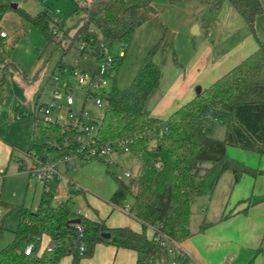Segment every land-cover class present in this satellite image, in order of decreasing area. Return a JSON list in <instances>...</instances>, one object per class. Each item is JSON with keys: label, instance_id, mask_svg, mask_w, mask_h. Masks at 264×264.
Wrapping results in <instances>:
<instances>
[{"label": "trees", "instance_id": "1", "mask_svg": "<svg viewBox=\"0 0 264 264\" xmlns=\"http://www.w3.org/2000/svg\"><path fill=\"white\" fill-rule=\"evenodd\" d=\"M174 4L187 0H167ZM206 2L212 13H218L226 0H198ZM243 17L250 30L255 33L256 17L263 13L261 0H227ZM85 16L76 39L92 42L86 51L93 49L97 61L104 56V47L99 39L116 41L131 38L143 23L152 20L158 10L153 0H89L84 3ZM77 8L76 10H78ZM17 12L31 25L37 27L49 42L55 40L56 29L62 28L59 21L53 22L48 11L33 15L10 0H0V39L3 48L11 46L14 40L4 42L8 37L2 26L4 15ZM5 33V37L1 35ZM163 47L162 41L155 44L146 54L131 84L124 89L116 82L102 93L104 111L100 120H94L95 145L104 146L121 140L130 152L141 159L138 180L126 184L116 178L117 187L110 201L122 205L131 195V213L141 223L140 231L129 226L108 227L102 220H92L76 211L73 195L81 189H70L69 196L53 204L54 188L44 191L38 207L32 210L24 205L14 209L19 221L14 239L0 250V264H62V258L74 248L78 234L77 226L83 228L85 256H91L97 242L105 241L118 248L134 250L136 264H181L184 258L172 255L166 246L153 236L165 235L172 242L180 243L190 237L192 205L199 194L195 177L202 161H211L222 170H231L235 181L244 174L257 175L264 171L254 169L227 154L228 146L264 155V42L224 75L203 87L193 99L181 105L167 119L150 116L145 111L150 94L159 87L162 70L155 61L156 54ZM174 60L176 55L174 53ZM2 88V82L0 89ZM90 93L85 98L91 97ZM18 118L31 116L33 128L27 155L41 161L52 160L64 154L75 155L80 146L77 137L79 125L46 120L35 113L28 114L18 108ZM225 123L223 139L211 136L206 118ZM68 144H64V138ZM104 158L91 157L86 159ZM109 170L110 164L106 162ZM135 186V191L132 186ZM79 222H74V219ZM153 235L149 236L148 231ZM109 232L104 239L102 233ZM35 242L32 255L24 253L29 242ZM54 242L51 250L47 245ZM72 264H80V257L74 248Z\"/></svg>", "mask_w": 264, "mask_h": 264}, {"label": "rangeland", "instance_id": "2", "mask_svg": "<svg viewBox=\"0 0 264 264\" xmlns=\"http://www.w3.org/2000/svg\"><path fill=\"white\" fill-rule=\"evenodd\" d=\"M10 1L33 15L43 10L48 11L52 21H59L63 26L61 28L58 23V26L55 27V40L49 42L37 27L26 22L17 12L10 11L2 19V26L8 34V37L4 36L5 38L2 40L4 42L14 40V44L6 45L4 49L0 39V84L2 82L0 89V141L3 143L0 146V250L14 239V231L19 221V214L14 207L24 205L35 210L44 191L43 183L30 173L33 161L27 155L33 128L32 117L18 118L17 112L12 110L13 104L15 108L21 105L29 113H35L42 117L43 111L39 105L48 102L52 97L53 75L57 74L73 83L72 94L75 102L70 107L61 102V107L51 110L50 116H61L63 121H68L70 114L75 118L83 116L82 121L94 126L89 133H80L81 139L87 141L96 132L94 120H100L104 111V104L98 106L95 103L96 95L101 94L102 90L91 89L95 94L85 98L86 87H79L72 74L74 69L92 72L97 64V58L90 49L84 53L80 51L79 45L82 38L76 39L82 24L81 18L85 16L83 6L89 0ZM153 3L158 10L157 14L152 20L138 27L131 38L110 41L99 35L104 47V56H112L117 59V62L108 68L107 88H110L114 81L118 88H127L136 76L147 52L160 41L163 43V47L159 51L163 71L165 76H170L173 66L183 68L188 65L194 47L206 39L205 32L202 35L193 34L194 27L198 24L190 26V23L193 18H196V14L201 12L198 15V22L202 27L203 24L209 28L213 27L212 17L208 16L210 13L205 2L187 0L171 4L167 0H153ZM204 7L207 11H202ZM77 8L79 9L76 10ZM216 30L217 27L214 26V36ZM123 46L125 55L120 59L118 56ZM198 86L202 87V85H196V88ZM83 111L87 112L86 116L83 115ZM206 124L210 128L211 136L217 139L224 138L226 126L223 121L208 117ZM82 129L81 125L80 130ZM5 152H8L7 156ZM123 154L120 166L114 162L111 163L110 157L104 158L111 165L109 170L106 162L102 160L94 158L84 161L79 155H73L70 163L76 169L71 171L69 176L75 178L74 176L77 174L82 175L81 180L87 183L82 182L81 186L87 188L93 196L104 199L99 195L98 187L106 185L108 180L115 182L116 178H119L128 183L138 180L141 159L132 152ZM227 154L254 169L264 168V155L234 146H228ZM57 168L65 171V163H58ZM126 172L132 174L130 178L125 176ZM256 177L264 179V176H258V174H244L236 182L235 175L231 170H222L221 166L211 161H202L195 177V181L199 184L197 196V199L201 201L199 209L206 206L205 201L207 202L212 195L214 199L216 197L225 198V200L228 198L233 202V200L251 193ZM99 178L103 181H100ZM50 183L54 188L53 204H57L59 198L62 200L67 198L69 184L65 179L58 184L52 178ZM71 189L74 190L75 187ZM73 200V215L78 209H81L85 214L92 210L87 202L84 201L83 204L78 194L73 195ZM89 202L99 209L103 205L94 198H89ZM131 202L132 196L129 195L122 206L130 205ZM195 223L196 218L194 217Z\"/></svg>", "mask_w": 264, "mask_h": 264}, {"label": "crops", "instance_id": "3", "mask_svg": "<svg viewBox=\"0 0 264 264\" xmlns=\"http://www.w3.org/2000/svg\"><path fill=\"white\" fill-rule=\"evenodd\" d=\"M261 1L264 5V0ZM207 8L210 13L208 16L212 17L213 27L211 24L210 28L206 24H203V27L199 24L198 15L201 12L191 20L190 26L198 24V35L205 32L206 39L194 47L192 58L187 66L183 68L173 66L171 75L165 76L161 53L156 54L155 61L161 67L162 77L159 87L150 94L146 102L145 111L148 115L167 119L173 111L197 95L196 85H202V88L209 86L254 52L260 42H264V11L256 17L255 33H253L229 1L226 0L223 3L218 13H212L209 5ZM203 10L207 11L205 7ZM214 26L217 27L215 36ZM14 106L13 104L12 110H15V113L18 108H22L26 113L31 114L21 105L18 108ZM1 144L3 143L0 141V146ZM5 155L7 156L8 152H5ZM123 155L120 151L112 153L111 163L114 162L120 166ZM257 169L264 171V168ZM71 171H67L65 167V171H61L63 178L56 181L60 184L65 179L69 184V191L72 187L81 189L79 198L82 199L83 204L87 202L92 209L87 214L78 209L81 214L92 220H102L108 227L129 226L137 231L142 229L141 223L131 212L120 209L123 204L117 205L110 201L117 187L116 181L109 182L107 178L106 185L98 187L99 195L104 198L100 199L81 186L82 182L87 183L81 180L82 175L70 177ZM258 176H264V172ZM123 182L133 184L132 181ZM132 187L135 191V186ZM56 192L58 193V190ZM89 198H94L103 205L100 209L94 207L89 202ZM132 203L133 198L128 205L130 209ZM200 203L201 201L196 198L192 205L190 228L193 234L179 243L180 248L185 252L181 264H264V179L256 177L252 192L233 202L228 198L214 199L212 195L207 202L205 201V207L199 209ZM148 235L152 236L153 231L149 230ZM73 250L74 248L71 247L70 253L62 258V264H72ZM136 260L137 253L134 250L118 248L101 241L96 243L93 255L82 257L80 264H136Z\"/></svg>", "mask_w": 264, "mask_h": 264}, {"label": "built area", "instance_id": "4", "mask_svg": "<svg viewBox=\"0 0 264 264\" xmlns=\"http://www.w3.org/2000/svg\"><path fill=\"white\" fill-rule=\"evenodd\" d=\"M2 36H5L4 32H1ZM92 37H90L89 40L81 39L79 49L81 52H87L86 48L87 46L92 42ZM90 49V48H89ZM91 53L93 52V49H90ZM125 55V48L123 46V49L120 51L119 58L121 59ZM117 62V59L112 56H103L100 58V60L97 61L96 67L92 72L89 71H78L73 70L72 74L75 78V82L79 87H86V94L90 93L91 95L95 94L91 91V89H100L102 90V93L106 91L108 88V78H107V71L110 66H113ZM53 94L50 100L46 103H40L39 107L43 111V117L46 120H56L60 123H72L74 126L82 125L81 132H87L89 133L90 130L94 126H90L86 124L84 121H82V117L75 118L72 114H70V119L68 121H63V118L61 116L58 117H52L50 116L51 110L55 109L56 107H61V102H64L66 106L70 107L74 104V96L72 94L73 90V83L70 80L64 79L61 75L54 74L53 75ZM101 94H97L95 97V103L98 106H102L104 104V100ZM83 115H87L86 111H83ZM95 135V134H94ZM93 135V136H94ZM93 136L89 138L87 141H83L80 137V134L78 135L77 139L80 141V146L77 149V154L79 156H84L86 159H89L91 157H100V158H108L110 155L114 152L120 151L121 153L124 152H130L129 147L127 146L125 141H115L110 144H106L104 146H97L95 145V140L93 139ZM64 144H68V138H64ZM73 155L70 154H64L62 156L56 157L52 160L47 161H41L37 158H31L33 161V164L30 168V173L34 175L40 182L43 183V186H45L46 191L52 190L50 180L54 178L55 180L62 179L63 173L57 168L58 163H65V167L67 171L73 170L75 167L72 163H70V159ZM112 161L111 159L109 160ZM126 176H130L131 174L129 172L125 173ZM54 192V189L52 190ZM62 199L58 200V203H60ZM122 209L125 211H130L129 206L125 205L122 207ZM79 212V210H78ZM78 234L76 235V238L74 240V248L76 249L78 255L80 257H84V251H85V243L83 242L81 236L83 233V228L78 225ZM155 240H159L161 245L166 246L169 250V252L172 255L179 256L181 258L185 257V252L180 248L179 243L172 242L166 237L163 236H153ZM55 243L50 242L47 245V250H51L54 247ZM36 247L35 242H29L24 247V253L26 255H32L34 253V249ZM172 264H177L176 261H173ZM224 264V263H222Z\"/></svg>", "mask_w": 264, "mask_h": 264}, {"label": "water", "instance_id": "5", "mask_svg": "<svg viewBox=\"0 0 264 264\" xmlns=\"http://www.w3.org/2000/svg\"><path fill=\"white\" fill-rule=\"evenodd\" d=\"M14 6H17V5H15V4H13ZM195 29L193 30V34H198L199 33V27H198V25H195V27H194ZM201 90H202V87L201 86H198L197 88H196V93L198 94V93H200L201 92ZM74 222H79V219L77 218V219H74L73 220ZM102 237L104 238V239H108L109 237H110V233L109 232H104V233H102Z\"/></svg>", "mask_w": 264, "mask_h": 264}]
</instances>
